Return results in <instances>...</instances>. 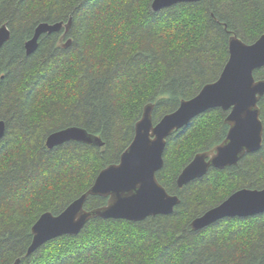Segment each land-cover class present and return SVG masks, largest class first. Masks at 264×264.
<instances>
[{"label": "trees", "instance_id": "1", "mask_svg": "<svg viewBox=\"0 0 264 264\" xmlns=\"http://www.w3.org/2000/svg\"><path fill=\"white\" fill-rule=\"evenodd\" d=\"M153 0H0V264H264V214L229 218L195 232L194 219L234 192L264 189V143L237 166L211 169L183 189L177 179L201 152L221 144L228 115L215 109L171 135L158 173L181 199L171 215L141 222L93 219L78 236H63L32 255V228L41 215L62 213L99 173L119 162L144 108L158 123L183 100L215 82L229 59V39L247 44L264 35V0H203L158 12ZM72 20L43 35L36 52L25 44L36 27ZM264 79V68L255 72ZM264 125V97L259 103ZM79 127L103 147L69 142L49 150L47 137ZM108 199L90 197L86 209Z\"/></svg>", "mask_w": 264, "mask_h": 264}, {"label": "water", "instance_id": "2", "mask_svg": "<svg viewBox=\"0 0 264 264\" xmlns=\"http://www.w3.org/2000/svg\"><path fill=\"white\" fill-rule=\"evenodd\" d=\"M203 0H153L152 10L161 11L180 3ZM72 20L40 23L33 37L25 44L27 56L36 52L43 35L62 33L67 36ZM7 25L0 27V51L10 41ZM69 39L62 48H69ZM264 68V35L247 44L237 36L229 39V59L220 75L205 85L192 99L183 100L178 109L154 123V104L144 108L135 125V134L120 160L103 169L93 186L73 201L62 213L51 212L40 216L32 228V243L27 256L44 244L63 236H78L93 219H114L141 222L149 217L171 215L181 203L177 195L170 194L159 182L158 173L163 169L168 139L175 132L187 127L195 118L208 111L221 109L228 112L225 123L229 131L225 140L212 150L198 153L182 170L177 179L178 189L205 177L211 169L224 170L237 166L247 155L260 151L264 143V125L260 101L264 97V79L256 80L255 72ZM6 133V122L0 121V140ZM69 142L103 147L98 136L79 127H70L50 134L46 139L49 150ZM90 197L108 199L102 207L86 209ZM264 214V189H240L220 205L208 210L191 223L193 231L204 230L229 218H249ZM18 260L15 264H19Z\"/></svg>", "mask_w": 264, "mask_h": 264}, {"label": "flooded vegetation", "instance_id": "3", "mask_svg": "<svg viewBox=\"0 0 264 264\" xmlns=\"http://www.w3.org/2000/svg\"><path fill=\"white\" fill-rule=\"evenodd\" d=\"M63 34H64V32H63ZM65 39H66V36H65V37L62 36L61 41L63 42ZM66 40H67V39H66ZM67 41H68V40H67ZM67 41H66V42H67Z\"/></svg>", "mask_w": 264, "mask_h": 264}, {"label": "rangeland", "instance_id": "4", "mask_svg": "<svg viewBox=\"0 0 264 264\" xmlns=\"http://www.w3.org/2000/svg\"><path fill=\"white\" fill-rule=\"evenodd\" d=\"M228 113V112H227Z\"/></svg>", "mask_w": 264, "mask_h": 264}]
</instances>
